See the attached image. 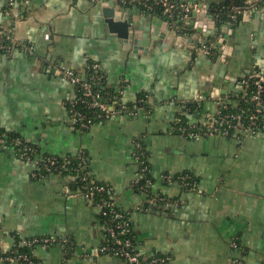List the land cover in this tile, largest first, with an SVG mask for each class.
<instances>
[{"label": "crops", "instance_id": "crops-1", "mask_svg": "<svg viewBox=\"0 0 264 264\" xmlns=\"http://www.w3.org/2000/svg\"><path fill=\"white\" fill-rule=\"evenodd\" d=\"M121 1L135 22L143 15L168 21L170 41L154 40L146 52H135L109 31L96 0H15L11 8L0 0V26L19 44L0 52V130L18 133L43 154L85 152L94 179L129 215L143 258L264 264V132L195 140L176 131L178 124L204 129L222 105L239 107L243 80L264 73V0H242L247 11L239 22L225 14L217 38L191 28L192 13L181 6L215 10L231 0H169L176 6L170 18ZM223 34L229 39L218 46ZM204 44L211 55L201 50ZM91 63L100 66L107 89L122 93L127 104L145 98L148 112L73 129L68 102L76 88L62 72L84 73ZM137 142L148 153L152 194L177 205L151 204L135 188ZM39 171L13 149L0 151V256L17 240L49 236L57 242L32 251L38 264H127L102 252L108 238L100 207L76 195L68 175L34 177ZM184 172L198 181L186 187L160 177Z\"/></svg>", "mask_w": 264, "mask_h": 264}, {"label": "built area", "instance_id": "built-area-1", "mask_svg": "<svg viewBox=\"0 0 264 264\" xmlns=\"http://www.w3.org/2000/svg\"><path fill=\"white\" fill-rule=\"evenodd\" d=\"M236 0H231L227 7L215 9L216 15L226 13L233 22L238 21L240 16L247 11V7L238 6ZM124 2V1H123ZM142 8L147 11H153L157 7L163 10V14L170 18L171 9L176 7L169 0H135ZM15 4V0H7L8 8ZM186 14L192 13L198 9L197 5L181 6ZM19 44L15 42L13 36L7 32L3 26H0V52L10 54ZM29 53L33 52L32 47L25 49ZM201 50L211 55L210 48L204 44ZM91 75L88 77L86 72L78 73L74 70H64L62 72L65 80L70 81L76 88V96L68 102V110L73 129L78 131L89 130L96 123L121 117L124 114L135 116L140 112H148L149 106L145 98H138L133 104H127L123 100L122 93L117 95H103L96 91L93 84H99L104 79V75L98 64L88 67ZM243 93L241 100L253 106V111L249 116L244 117L241 114L226 113L228 107L222 105L216 117L202 129L197 126H188L186 124H178V132L198 140L205 136L220 134L229 136L237 131H242L244 135H254L258 132H264L263 116H264V73L259 71L253 72L242 82ZM253 86V88L251 87ZM82 104L84 110H78L77 106ZM6 131L0 135V151L13 149L17 157L24 161L35 163L40 167L39 172L33 174L36 178H42L46 174H58L63 170H70V185L78 186L76 195L94 204L97 199V206L100 207L101 214L104 217V226L106 234L114 247L104 246L102 252H108L116 257L122 258L127 264H143L141 256L136 248L133 229L128 214L118 210L115 201L105 197L106 194H112L111 189L103 184L96 182L92 176L88 158L85 152L80 151L74 157L77 162L67 169L69 162L63 158L65 163L60 162L59 158L39 152L36 145L28 140L19 137H11ZM133 156L138 165V174L134 182L135 188L148 198L151 204L163 207H173L177 202L170 200L162 195H153L151 190L154 185V179L150 176V165L148 163L145 148L142 143L135 144ZM161 180L168 184L179 182L186 187L192 186L195 182L190 175L170 173L162 174ZM191 180V182H188ZM69 189V187H68ZM57 242V239L49 236H35L26 240H17L12 250L0 260L8 264H38L37 260L30 254L20 251V248L43 246L49 247ZM234 249H238L236 240L232 243ZM167 259L154 257L148 264H166Z\"/></svg>", "mask_w": 264, "mask_h": 264}, {"label": "water", "instance_id": "water-1", "mask_svg": "<svg viewBox=\"0 0 264 264\" xmlns=\"http://www.w3.org/2000/svg\"><path fill=\"white\" fill-rule=\"evenodd\" d=\"M98 8L102 10L105 23L112 34L123 40L124 44L132 47L136 52H146L152 41H170L173 34V26L160 17L143 15L138 22L127 14L129 6L121 0H96ZM201 21L202 24L197 23ZM224 20H219L214 9L199 6L192 12L190 27L199 32H205L207 38H217L222 34ZM209 31V33H207ZM229 36L223 34L217 45H226ZM3 264V263H1Z\"/></svg>", "mask_w": 264, "mask_h": 264}, {"label": "trees", "instance_id": "trees-1", "mask_svg": "<svg viewBox=\"0 0 264 264\" xmlns=\"http://www.w3.org/2000/svg\"><path fill=\"white\" fill-rule=\"evenodd\" d=\"M235 4L236 5H238V6H244L245 7V5L243 4V1L242 0H236L235 1ZM230 5V2L228 1V3H226L224 6L222 5V6H218L216 9H221L222 7H227V6H229ZM150 12H152V13H159V14H163V10L161 9V8H156L155 10H153V11H150ZM226 13H221L220 15H218V19L219 20H224V19H226V15H225ZM241 18H242V16H240L239 17V19H238V22L241 20ZM93 64H96V63H91L90 64V66L91 65H93ZM86 74L88 75V77H90V75H91V70L90 69H87L86 70ZM94 85V89L96 90V91H99V92H101L103 95H112V97L113 96H115V95H117L118 93L117 92H115V91H113V90H109V89H107L106 88V79H105V77H104V79L102 80V82L101 83H99V84H93ZM252 88H253V86H251ZM77 109L78 110H83V111H85L84 110V106L82 105V104H79L78 106H77ZM253 106L251 105V104H248V103H246L245 101H242L241 100V102H240V105H239V107H237V108H233V107H228V109H227V111H226V113H234V114H241V115H243L244 117H246V116H249V114L253 111ZM6 131H8V130H0V135L1 134H3V133H5ZM9 136H11V137H19V138H21V139H24L22 136H20L18 133H16V132H11V133H7ZM25 140V139H24ZM145 148V147H144ZM39 149V148H38ZM145 151H146V148H145ZM39 152L41 153V151H40V149H39ZM146 155H147V159H148V153H147V151H146ZM55 157H57V158H59V160H60V162H62V163H65L66 161H64L63 160V157H58V156H55ZM64 158H66L67 159V161L69 162V164L67 165V169H69L71 166H73L76 162H77V160H76V157H74V156H71V155H69V156H66V157H64ZM88 165H89V162H88ZM69 172H70V170H63L61 173H59V174H63V175H68L69 174ZM182 175H190L191 177H192V181L193 182H197L198 180V178L197 177H195V174L193 173V172H184V173H182ZM149 177H151L152 178V176L150 175ZM153 179V178H152ZM191 180H188V182H191ZM97 182V181H96ZM98 183H100V182H98ZM100 184H102V183H100ZM103 185H105V184H103ZM107 186V185H106ZM74 187H76V189L78 190V186H74ZM105 197H107V198H110V199H112V195L111 194H106V195H104ZM98 199V198H97ZM97 199L95 200V202H94V204H97L98 202H97ZM118 208V207H117ZM118 210H120L119 208H118ZM121 211V210H120ZM101 218H102V221H103V223H104V217L102 216V214H101ZM108 238V237H107ZM106 246H108L109 248L110 247H114V244H113V242L112 241H110L109 239H108V241H107V243L105 244V247ZM35 247L36 246H34V247H27V248H20V251L21 252H26V253H28V254H30V255H32L33 256V254H32V251L35 249ZM104 254H110L109 253V251L108 252H104ZM4 256H0V258H3ZM34 257V256H33ZM157 257H161V258H165V259H167V263L166 264H168L169 263V258L167 257V256H164V255H158ZM154 257H152V258H150V259H145V258H143L142 256H141V260H142V262H143V264H148L149 262H150V260L151 259H153Z\"/></svg>", "mask_w": 264, "mask_h": 264}]
</instances>
